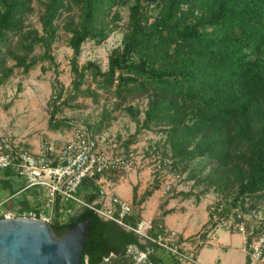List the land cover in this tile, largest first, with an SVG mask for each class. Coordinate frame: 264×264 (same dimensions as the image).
Segmentation results:
<instances>
[{"label": "trees", "instance_id": "1", "mask_svg": "<svg viewBox=\"0 0 264 264\" xmlns=\"http://www.w3.org/2000/svg\"><path fill=\"white\" fill-rule=\"evenodd\" d=\"M133 1L128 32L103 71L94 62L79 66L82 47L88 41L104 43L112 32L115 9L129 0H43L42 31L26 26L34 11L33 0H0V87L16 69L27 75L39 64L53 61L57 22L78 11L79 21L65 26L74 52L73 88L65 99L62 90H54L57 100L52 99L49 130L67 126L56 120L65 106L94 95L90 88L83 90L91 78L97 90L115 99L113 110H104L91 126L95 135L112 126L117 119L113 113L118 111L129 114L139 128L161 129L168 135L176 169L179 161L210 156L217 172L239 185L232 206L253 212L247 197L264 200V0ZM39 47L44 53L36 58ZM144 99L149 102L141 121V110L132 104ZM136 140L133 135L125 145ZM79 196L86 205L100 199L94 176L83 181ZM31 208L29 200L21 202V211ZM66 208L72 212L60 213L56 206L57 217L65 222L56 219L51 225L61 236L88 221L82 264H135L128 257L130 248L140 253L151 250L146 264H168L158 246L143 244L134 233L103 220L89 206Z\"/></svg>", "mask_w": 264, "mask_h": 264}, {"label": "rangeland", "instance_id": "2", "mask_svg": "<svg viewBox=\"0 0 264 264\" xmlns=\"http://www.w3.org/2000/svg\"><path fill=\"white\" fill-rule=\"evenodd\" d=\"M42 1L33 0L34 11L26 22L27 28L42 31L40 22L43 12ZM133 4L134 1L129 0L125 6L115 9V22L110 23L112 32L104 43L97 45L94 41H88L83 45L78 60L80 67L94 62L103 71L108 70L109 56L115 48L122 46L128 32L129 10ZM73 21H79L78 11L65 15L57 22L58 37L51 49L53 61L48 60L39 64L27 75L22 73V70L16 69L10 80L0 87V143L13 139L24 147L34 150L44 141H48L59 151L73 138L74 124L81 123L93 132L91 126L100 120L103 111L113 110L115 99L97 90L91 78H88L83 90L90 88L94 95L80 97L71 106H65L60 113L61 119L58 120L64 121L67 126L58 132L49 130L54 90H62L65 99L73 88L74 74L71 62L74 52L69 47L71 35L65 30V26ZM43 53L44 50L39 47L34 57L39 58ZM12 65L13 62H10L9 66ZM148 102V99H144L132 104L141 110L139 115L141 121L145 118L144 112ZM113 114L117 119L109 131L120 138L121 150L128 151L129 147L125 143L135 135L140 141L138 149L135 150L139 151L142 164L143 162L150 166L153 164L152 152L173 157L168 135L160 132L161 129L139 128L129 114L119 111ZM179 162L177 170L181 178L176 183L172 194L168 195L167 203L172 202L175 205V215L189 216V218L193 216L189 221L193 224L191 229L193 233H198L189 236L188 242L193 243L198 236L205 241L197 249L199 264H256L243 250L242 236L233 228H219L207 234L210 231L209 208L211 205L220 199H233L238 196L239 185L235 183L234 178L232 182H229L227 176L217 172V165L210 156L199 157L189 162ZM153 180L154 185H160L161 181L156 176ZM18 189L20 187L17 183L13 186L0 184V201L13 202L15 195L12 196V193ZM247 198H249V204L255 207L254 211L260 212L264 220V200ZM41 201L39 200L36 204L42 206L44 204L42 198ZM10 202L7 209L14 211L15 206ZM207 218L208 221L205 223ZM159 254L168 264L174 261L173 257L164 251H160ZM128 257L130 262L134 260L135 264H146L147 256L145 257L135 248L128 250Z\"/></svg>", "mask_w": 264, "mask_h": 264}, {"label": "built area", "instance_id": "3", "mask_svg": "<svg viewBox=\"0 0 264 264\" xmlns=\"http://www.w3.org/2000/svg\"><path fill=\"white\" fill-rule=\"evenodd\" d=\"M57 100V95H53ZM60 105V101H57ZM61 119L60 113L56 120ZM74 136L61 150L44 141L38 153L13 140H5L0 146V172L11 170L23 179L27 188H37L44 192V204L34 205L25 212L2 211L3 218H29L52 224L65 222L57 217L56 206L60 213L72 212L66 207L85 205L92 208L99 217L114 221L122 228L134 233L143 244L156 245L170 254L179 264H199L197 249L205 243L198 236L188 242L179 232L169 230L163 223L155 220L132 221L134 208L131 202L112 196L110 205L95 202L86 205L79 196L83 181L91 176L96 178L100 198L107 197L114 188L112 173L130 174L142 165L139 151L130 149L117 154L107 153L100 139L85 125L74 124ZM152 173L161 181L162 193L171 195L180 174L174 166L172 156L152 152ZM231 199H220L209 208L210 231L219 228H233L243 239V249L251 259L264 264V220L260 212H246L240 206L233 207ZM151 252L141 253L145 257Z\"/></svg>", "mask_w": 264, "mask_h": 264}, {"label": "crops", "instance_id": "4", "mask_svg": "<svg viewBox=\"0 0 264 264\" xmlns=\"http://www.w3.org/2000/svg\"><path fill=\"white\" fill-rule=\"evenodd\" d=\"M112 127V126H111ZM110 127V128H111ZM104 131L97 136L100 139V143L102 148L109 154H117L123 152L120 148L119 143L120 138H117L113 135L109 130ZM58 132V131H57ZM13 140V139H11ZM16 142V140H13ZM125 143V142H124ZM3 143H0V146ZM140 145L139 139L136 142L129 146V149H138L137 147ZM23 146V145H22ZM41 149V145L37 146L34 150L35 153H38ZM31 150V149H30ZM58 151V150H57ZM114 181V188L110 192V194L105 198H100L98 203L110 205L111 197L118 196L122 199H125L132 203L134 208V214L131 218L132 221H140V220H148L152 219L156 222L163 223L167 229L174 230L179 232L182 237L188 239L189 236L193 234H197L198 232L192 231L193 224L189 221L193 216H178L174 214L175 205L171 203H167V199L169 196H165L162 193V184L158 186L156 189L154 185L155 175H153L151 166L147 164L141 165L136 172L130 174H121V173H112L110 176ZM153 180V181H152ZM15 183L20 187L17 191H13L15 193L13 202L0 201V210L2 211H10L7 209L8 203L14 204V211H21V202L24 200H29L31 202V207L37 205L41 198L44 200V192L37 188H27L26 182L19 178L13 171L6 170L0 172V184L13 186ZM152 185V186H151ZM148 191H152L150 196L147 195ZM12 193V194H13ZM208 216V214H207ZM208 218L205 223H207ZM202 226L200 227V229ZM244 250V249H243ZM171 264H176L175 261L171 262ZM257 264V263H256ZM259 264V263H258Z\"/></svg>", "mask_w": 264, "mask_h": 264}, {"label": "water", "instance_id": "5", "mask_svg": "<svg viewBox=\"0 0 264 264\" xmlns=\"http://www.w3.org/2000/svg\"><path fill=\"white\" fill-rule=\"evenodd\" d=\"M88 221L57 236L52 225L29 218L0 219V264H82Z\"/></svg>", "mask_w": 264, "mask_h": 264}]
</instances>
